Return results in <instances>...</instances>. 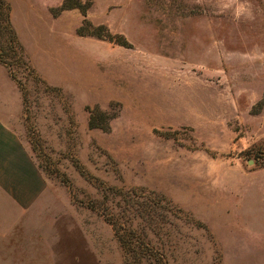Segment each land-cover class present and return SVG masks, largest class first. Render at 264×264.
<instances>
[{
    "label": "rangeland",
    "instance_id": "374dc122",
    "mask_svg": "<svg viewBox=\"0 0 264 264\" xmlns=\"http://www.w3.org/2000/svg\"><path fill=\"white\" fill-rule=\"evenodd\" d=\"M5 1L45 190L0 264H264V0Z\"/></svg>",
    "mask_w": 264,
    "mask_h": 264
},
{
    "label": "crops",
    "instance_id": "0c3cea01",
    "mask_svg": "<svg viewBox=\"0 0 264 264\" xmlns=\"http://www.w3.org/2000/svg\"><path fill=\"white\" fill-rule=\"evenodd\" d=\"M12 26L27 49L22 30L13 21ZM23 112L21 90L0 63V240L7 239L25 211L38 205L45 190L43 176L18 132L23 129Z\"/></svg>",
    "mask_w": 264,
    "mask_h": 264
},
{
    "label": "trees",
    "instance_id": "16d2710c",
    "mask_svg": "<svg viewBox=\"0 0 264 264\" xmlns=\"http://www.w3.org/2000/svg\"><path fill=\"white\" fill-rule=\"evenodd\" d=\"M80 6L81 5L79 4L78 1L70 2L67 0H63L59 8L60 9H71V8L81 9ZM0 63L6 67L11 78L15 80L17 83V86L21 88L20 82L15 78L14 74L11 73L10 65H12V63L20 64L23 67V69L28 70V71L30 70V68L27 64V58H26L24 49L22 45L19 43L15 30L13 29L11 25L10 5L5 0H0ZM96 112L97 110L95 108H92L91 110H89V117L87 121L88 126L90 128L105 129L107 127V122H105V120L103 119H101L102 121H100V118L95 116ZM110 224L111 226H114V223H112V221L110 222ZM127 235L128 234L124 236L125 239L119 235L117 236L126 251L136 249L135 250L136 253L131 255L133 257V259H131L132 263H129V264H135L140 259L138 250H139V247H144L143 241L138 240V238L131 239ZM140 251H142V248L140 249ZM156 261H157V264L162 263L160 257H158Z\"/></svg>",
    "mask_w": 264,
    "mask_h": 264
}]
</instances>
